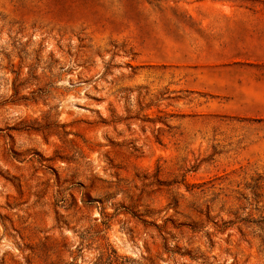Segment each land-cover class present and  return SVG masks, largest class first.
Returning a JSON list of instances; mask_svg holds the SVG:
<instances>
[{"label":"rangeland","instance_id":"1","mask_svg":"<svg viewBox=\"0 0 264 264\" xmlns=\"http://www.w3.org/2000/svg\"><path fill=\"white\" fill-rule=\"evenodd\" d=\"M234 8L264 16L0 0V264H264V65L222 52Z\"/></svg>","mask_w":264,"mask_h":264},{"label":"crops","instance_id":"2","mask_svg":"<svg viewBox=\"0 0 264 264\" xmlns=\"http://www.w3.org/2000/svg\"><path fill=\"white\" fill-rule=\"evenodd\" d=\"M233 10V18L217 26L216 35L218 42L223 43L222 52L232 59L254 60L264 65V16L253 15L250 9H243L242 14L241 10Z\"/></svg>","mask_w":264,"mask_h":264}]
</instances>
